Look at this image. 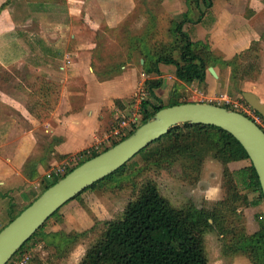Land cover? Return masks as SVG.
Here are the masks:
<instances>
[{
	"label": "crops",
	"instance_id": "obj_1",
	"mask_svg": "<svg viewBox=\"0 0 264 264\" xmlns=\"http://www.w3.org/2000/svg\"><path fill=\"white\" fill-rule=\"evenodd\" d=\"M149 2L0 0V230L60 177L56 170L63 163L71 160L75 166L81 154L100 151L119 137L113 135L118 116L131 111L136 86L143 82L140 75L145 74V51L133 39L142 37L150 18L166 32L188 10L186 0ZM190 20L183 31L192 41L207 43L219 58L212 66L217 78L206 74L204 84L186 85L176 79L174 66L160 64L159 75L146 74L148 80L161 81L152 91L156 100L163 105V100L189 94L187 103L194 102L191 85L206 97L234 86L242 95L245 90L231 81L225 62L246 57L258 42L264 45V39L259 41L261 33L264 37V0H207ZM121 27L124 49L116 37L100 36ZM104 43L112 46L108 56L101 52ZM262 55L264 66V50ZM97 58L107 63L97 64ZM260 70L249 92L264 103V68ZM67 206L75 207V202L59 213ZM61 222L68 232H79L66 227L62 216Z\"/></svg>",
	"mask_w": 264,
	"mask_h": 264
},
{
	"label": "trees",
	"instance_id": "obj_2",
	"mask_svg": "<svg viewBox=\"0 0 264 264\" xmlns=\"http://www.w3.org/2000/svg\"><path fill=\"white\" fill-rule=\"evenodd\" d=\"M206 1L186 0L188 10L184 13L182 21L172 20L166 32H161L162 30L154 26L155 17L150 18L143 29L142 37L133 39V44L136 47L141 45L140 48L145 51L142 56L145 74L159 75L160 64L172 65L175 67L176 79L183 84H204L205 76L209 74L207 69L219 58L207 43L192 41L183 31V26L191 22L193 11L199 10L200 4ZM161 34L163 36L158 38ZM239 57L240 55L235 56L225 62L226 66L231 67L233 83H237ZM253 70L248 66L244 68L243 74ZM145 83L153 100L158 101L152 91L160 87L161 81L147 80ZM188 96L189 94L187 97L183 95L182 100H179V95H176L167 107L187 103L185 97ZM154 102L146 101L142 104L143 120L138 127L164 108L159 102L153 104ZM149 106L151 111L147 110ZM255 114L264 122L259 114ZM135 129L112 140L108 147L100 151L88 155L81 154L82 160L74 167L68 168L63 176L57 177L53 184L77 166L130 136ZM207 154L223 166L225 182L226 194L212 208L200 209L191 204L176 208L162 197L154 182L148 181L142 185L134 200L128 202L121 217L104 221L102 229H96V225H92L81 232H68L65 227H61L60 208L22 245L7 264L21 260L22 255H26V264H64L79 241L87 236H90L91 240L78 264H209L205 236L211 232L220 236L223 253L228 251L231 254H240L253 264H264V201L257 175L239 142L228 132L215 126L184 123L170 128L165 135L146 146L117 171L86 188L67 203L78 202L86 209V203L81 200V196L87 191H93L91 193L94 194L106 181L116 180L122 173L127 174L132 170L131 166L135 165L132 161L138 155H142L147 163L151 160L156 162L155 158L165 161L182 159L186 163L185 169L190 178L194 176V180H191L194 182L198 176L201 159ZM244 161L247 162L245 167L235 171L228 168L231 162ZM239 190L253 194V200L249 203ZM239 201L249 209L263 208L262 213L254 215L260 234L247 236L235 233L231 218L237 216L235 203ZM56 221L60 222L59 230L45 231L50 224L54 227ZM41 252L48 253L46 259L40 257Z\"/></svg>",
	"mask_w": 264,
	"mask_h": 264
},
{
	"label": "rangeland",
	"instance_id": "obj_3",
	"mask_svg": "<svg viewBox=\"0 0 264 264\" xmlns=\"http://www.w3.org/2000/svg\"><path fill=\"white\" fill-rule=\"evenodd\" d=\"M149 1L151 2V4L152 3L154 4L156 0H149ZM150 2L148 4H150ZM153 13H155V11L151 12V14ZM124 30H125L124 27L118 28L115 33L107 32L105 30L104 33L100 34V36L106 39L108 35L112 37H116L117 45H120L119 49L121 48L124 49V44H125L124 36L126 35ZM162 36L163 35H160L158 38H161ZM263 39L264 37L262 36L261 33V37L259 41H263ZM261 43L258 42L254 44L251 47V51L246 55V57L243 55L238 58L240 70L239 73L237 74L238 77L237 83H239V89L241 90L244 89L245 90L244 92H249V90L253 89L255 82H257L260 78V72H261L260 69L264 68V66L262 65V61H263L262 52L264 50V45ZM102 46L104 47L103 48L104 50L101 51L102 55L108 56L107 54L111 52L112 46L111 45L109 46L108 43L107 44L104 43ZM113 52L114 51H112V53ZM118 61H122V59H119ZM94 62L97 64L107 63L106 59L100 60L98 58L95 59ZM248 66L252 67L254 70L244 75L243 74L244 68ZM1 75L2 74H0V78ZM3 77L5 76L3 75ZM99 77L105 78L107 77V75L99 76ZM147 80L148 79L146 77V81ZM235 88L236 87L234 86L229 90V92L227 93L220 92V93L227 94L233 100L242 101L243 100L242 96L236 91ZM217 95L218 93L214 94L211 97L213 98ZM134 96H133V100H134ZM185 101L189 102V97L188 98L185 97ZM170 102L171 101L163 100V106L169 105ZM197 102L198 101H194L190 103H197ZM203 103H210V102L203 100ZM211 104L217 105L218 103L212 102ZM134 105H136V102L135 104H133L131 111L138 109V105H136V107H134ZM256 120L259 123V125L264 128V122L261 121L260 119H256ZM154 161L156 162H153V160H151L149 163H147L145 160H143L142 155L136 156L135 159L132 161L135 165L131 166L132 170L128 171L127 174L122 173L121 177H119L118 179L116 178V180H112L110 182L106 181L101 186V189L95 192L94 194H91V192L93 191H87L81 196V200L86 203L85 204L86 209L89 211L81 207L80 203L75 202V207L67 206L63 208L59 213V217L62 216L65 219L66 227H71L79 232L85 230V228H88L91 225H96L95 226L96 229H102L103 227L102 223L104 221L115 220L121 217L128 202L134 200L142 185H144V183L148 181L154 182L157 185L162 197L168 200L176 208H181L190 204L200 209L212 208L217 202L205 203L202 201V196L198 187L199 185L202 184H206V183L219 184L222 188V199L226 194L225 182L223 176V166L218 161L213 159L209 154L202 157L199 165V169L197 171L198 176L194 182H191V180H194V176L190 178L188 171H186L185 169L186 163L182 159H178L176 161H165L160 158L159 159L155 158ZM245 166H247V162L245 161L231 162L228 164V168L231 171H235ZM70 167H74V166H70ZM192 175H194V173ZM239 191L241 192V194H243L246 197V200L249 203L253 200L254 197L253 194H249L241 190ZM195 200L201 201L199 206H197V204L194 203ZM235 204L237 208V216L231 218L232 226L234 227L233 229L235 230V233L240 235L243 234L247 236H251L253 234L255 235L260 234L259 225L258 222L255 221L254 215L260 212L262 213L263 208L260 207V208L249 209L246 208L245 206L246 204H243L240 201ZM59 223L60 222L56 223L57 227L56 226L53 227L50 224L45 228V231L59 230L60 228V226L58 225ZM52 227L53 229H50ZM89 240H91L90 236L81 239L78 245H76L74 250L71 252L69 259H67V261L64 264H78L85 252ZM205 244H206L209 264H253L240 254H231L228 253V251L227 252L225 251L226 254L223 253L222 251L223 243L221 242L220 236L216 232L208 233L205 236ZM34 251L35 250L33 249L32 252L35 254ZM47 256H48L47 252L40 253L41 258L46 259Z\"/></svg>",
	"mask_w": 264,
	"mask_h": 264
},
{
	"label": "water",
	"instance_id": "obj_4",
	"mask_svg": "<svg viewBox=\"0 0 264 264\" xmlns=\"http://www.w3.org/2000/svg\"><path fill=\"white\" fill-rule=\"evenodd\" d=\"M208 72L217 75L212 67ZM242 99L264 119V103L251 92ZM208 125L228 132L245 150L257 175L264 201V130L243 114L210 103H183L158 110L152 118L116 145L77 166L44 190L0 230V264H7L28 239L64 204L86 188L114 173L142 149L174 126Z\"/></svg>",
	"mask_w": 264,
	"mask_h": 264
},
{
	"label": "built area",
	"instance_id": "obj_5",
	"mask_svg": "<svg viewBox=\"0 0 264 264\" xmlns=\"http://www.w3.org/2000/svg\"><path fill=\"white\" fill-rule=\"evenodd\" d=\"M141 77H142L143 82L137 84L136 89H135V96L133 100L134 101L133 104H135L136 102V105H138V109H135L134 111L121 112L119 114L118 127L117 129L113 131V135L115 136H121L123 130H126V129L132 130L134 128H137L140 122L142 121V116H143V114L141 113L142 104L148 101L149 99L150 100L152 99L150 92L148 90V87L145 83L146 75L142 73ZM190 88H191L190 92H192L190 95V100L198 101L201 103H203V100H205V101L210 102V104L212 102H216L218 103L217 104L218 106L225 107L229 110L239 112L243 114L244 116L248 117L249 119L253 120L258 126H260L256 119H260L261 121L262 119L255 114V111H253L247 103H244L243 101H239V100H233L227 94H223V93H219L217 96L213 98L206 97L202 92L194 88L192 85ZM136 105H134V107H136ZM261 128L264 130L263 127ZM104 143L108 144L109 141L107 140ZM72 163H71V160H69L67 163H63L62 166L56 170V174L58 176H63L65 172L67 171V169L71 168L70 166ZM13 264H26V255H22L21 260L15 261L13 262Z\"/></svg>",
	"mask_w": 264,
	"mask_h": 264
},
{
	"label": "clouds",
	"instance_id": "obj_6",
	"mask_svg": "<svg viewBox=\"0 0 264 264\" xmlns=\"http://www.w3.org/2000/svg\"><path fill=\"white\" fill-rule=\"evenodd\" d=\"M199 190L202 196V201L205 203H216L222 199V188L219 184L206 183L199 185ZM197 206L200 205V200H195Z\"/></svg>",
	"mask_w": 264,
	"mask_h": 264
}]
</instances>
